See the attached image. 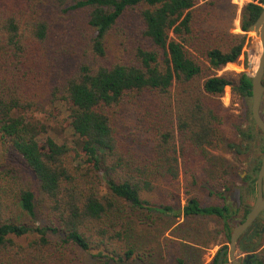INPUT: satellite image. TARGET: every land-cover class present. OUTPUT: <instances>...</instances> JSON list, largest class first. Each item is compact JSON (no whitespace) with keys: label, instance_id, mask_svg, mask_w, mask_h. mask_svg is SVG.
Masks as SVG:
<instances>
[{"label":"trees","instance_id":"obj_1","mask_svg":"<svg viewBox=\"0 0 264 264\" xmlns=\"http://www.w3.org/2000/svg\"><path fill=\"white\" fill-rule=\"evenodd\" d=\"M215 2L0 0V264H79L78 252L84 264H125L137 252L133 220L143 212L215 217L231 234L227 204L191 196L174 210L142 196L222 143L227 86L251 97L245 73L217 72L240 58L250 68L257 42L249 28L264 0L241 9L243 34L211 22ZM129 14L141 40L111 56L112 46L126 45ZM66 131L74 140L59 144ZM259 166L244 179L253 193ZM223 187L214 194L226 201L231 188Z\"/></svg>","mask_w":264,"mask_h":264},{"label":"rangeland","instance_id":"obj_2","mask_svg":"<svg viewBox=\"0 0 264 264\" xmlns=\"http://www.w3.org/2000/svg\"><path fill=\"white\" fill-rule=\"evenodd\" d=\"M206 1L208 0H199V4L202 5ZM248 3L259 5V0H216L211 10L214 16L211 22L228 26V31L232 34H243L239 15L243 6ZM233 12L235 18L231 23L230 17ZM127 18L129 20L124 30L126 34L120 38L126 45L112 46L111 51L109 50L111 56L114 54L119 56L122 53L126 56L136 42L141 40L137 17L129 14ZM241 60L242 58L230 66L227 64L217 72V75L235 80L242 73L247 75L251 66L248 69L244 68ZM219 101L220 116L227 118L221 128L222 143L209 149V159L205 163H197L191 168L190 173H182L174 181L160 179L155 183L152 192L143 193L142 196L151 205L161 203L173 207L174 210H181L191 196L196 197L203 205L227 204L234 211L229 222L232 231L239 220L243 219L244 210H250L254 203L256 193L251 192L248 182L244 179L260 163L264 139L251 123L252 119H249V116L251 117L249 99H245L235 93L231 86H227ZM52 114L56 117L59 111ZM34 116L41 122L47 120L40 114ZM65 117L66 114L62 111L57 121L61 122ZM130 119L131 114H128L126 120ZM51 128L54 132L59 129L53 121L49 122V130ZM239 128L244 131L248 129L250 137H243L238 132ZM73 140V136L67 131L57 137L59 144L71 143ZM230 144L235 147L230 148ZM225 184H229L231 189L227 200L222 201L214 193L223 190ZM258 220L260 226L264 227V212ZM229 236L230 234L227 236L225 233L221 220L215 217L184 218L182 215L175 217L168 212L165 214L143 212L140 217L133 220L132 240H135L133 244L137 252L125 264H176L175 260L184 258L185 255L186 264H212L220 250L228 248ZM257 253L259 258H264V238ZM71 255L75 256L79 264H84L87 259V256L85 258L79 252ZM235 256L237 260L241 257L237 248ZM225 264L231 263L229 261Z\"/></svg>","mask_w":264,"mask_h":264},{"label":"water","instance_id":"obj_3","mask_svg":"<svg viewBox=\"0 0 264 264\" xmlns=\"http://www.w3.org/2000/svg\"><path fill=\"white\" fill-rule=\"evenodd\" d=\"M249 31L256 39L258 47V49L253 52L250 73H247V75L251 78V117L256 127L264 135V121L259 113L261 97L264 92V87L261 85V79L264 71V6L262 7V11L256 21L250 26ZM255 193V200L249 213L242 222L232 229L229 238V246L228 248L220 250L217 258V264H223L226 253H228V259L231 264H242L235 256L236 242L240 235L252 224H254L264 211V151L256 177Z\"/></svg>","mask_w":264,"mask_h":264},{"label":"flooded vegetation","instance_id":"obj_4","mask_svg":"<svg viewBox=\"0 0 264 264\" xmlns=\"http://www.w3.org/2000/svg\"><path fill=\"white\" fill-rule=\"evenodd\" d=\"M261 85L264 87V71H263V75H262V79H261ZM248 99L250 102L252 101L251 97ZM259 113H260L262 120L264 121V92L262 93V97H261V102H260V106H259ZM250 114H251V108H250ZM251 119H252V117H251ZM255 127H256V125H255ZM256 129H257L258 134L261 135V137L264 139V135L261 133V131L257 127H256ZM262 154H263V152H262ZM260 162H261V160H260ZM259 217H258V219H259ZM258 219L256 220V222L254 224H252L247 230H245L240 235V237L238 238V240L236 242V248L240 251V254H241V257H239L240 258L239 261L242 264H255L257 259L259 258L257 252L259 250V246L261 245V241L264 238V227L260 226ZM240 222H241V220H239V223ZM224 260H227L226 263H229L228 253H226ZM224 260H223V263H224Z\"/></svg>","mask_w":264,"mask_h":264}]
</instances>
